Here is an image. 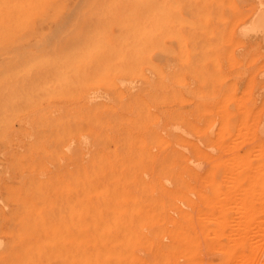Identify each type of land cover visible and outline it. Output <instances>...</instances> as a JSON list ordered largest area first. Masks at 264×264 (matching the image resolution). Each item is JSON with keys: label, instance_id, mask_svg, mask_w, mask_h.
<instances>
[{"label": "rangeland", "instance_id": "374dc122", "mask_svg": "<svg viewBox=\"0 0 264 264\" xmlns=\"http://www.w3.org/2000/svg\"><path fill=\"white\" fill-rule=\"evenodd\" d=\"M77 1L0 0V264H263L264 0Z\"/></svg>", "mask_w": 264, "mask_h": 264}, {"label": "bare ground", "instance_id": "6f19581e", "mask_svg": "<svg viewBox=\"0 0 264 264\" xmlns=\"http://www.w3.org/2000/svg\"><path fill=\"white\" fill-rule=\"evenodd\" d=\"M78 1H79V0H78ZM78 1H77V2H78ZM228 2H229V1H228ZM74 7H75V6H74ZM72 8H73V7H72ZM71 10H72V9H71ZM72 11H73V10H72ZM254 24H255L256 28H261V26H264V9H263L262 7H261L260 9H258V11H257V13H256V15H255V17H254ZM61 25H62V24H61ZM64 25H65V23H64ZM56 30H57V29H56ZM56 30H55V31H56ZM53 31H54V30H53ZM46 35H47V34H46ZM147 35H148V34H147ZM148 36H149V35H148ZM243 36H245V35H243ZM48 38H49V37H48ZM49 41H50V40H49ZM180 44H181V43H180ZM180 46H181V45H180ZM163 47H164V46H163ZM165 48H166V47H165ZM184 57H185V56H184ZM148 73H150V72H148ZM149 76H150V74H149ZM117 80H118V79H117ZM120 80H122V79H120ZM137 80H138V79H137ZM137 80H136V81H137ZM124 81H125V80H124ZM152 82H153V81H152ZM140 83H141V82H140ZM139 85H141V84H139ZM134 86H135V85H134ZM142 86H144V85H142ZM123 88H124V87H123ZM133 88H134V87H133ZM101 91H102V90H101ZM167 91H168V90H167ZM98 94H99V93H98ZM29 96L31 97L32 95H29ZM29 96H28V97H29ZM83 96H84V94H83ZM222 96H223V95H222ZM96 97H97V95H96ZM88 98H89V97H88ZM206 99H207V98H206ZM209 99H210V98H209ZM32 101H33V100H32ZM237 101H238V100H237ZM61 102H62V101H61ZM51 104H52V102H51ZM63 104H64V103H63ZM89 104H90V103H89ZM236 104H237V103H236ZM56 105H57V104H56ZM64 105H65V104H64ZM218 105H219V104H218ZM239 105H240V104H239ZM239 105H238V106H239ZM27 106H28V105H27ZM45 106H47V105H45ZM50 106H52V105H50ZM53 106H54V105H53ZM43 107H44V106H43ZM72 107H73V106H72ZM56 108H57V107H56ZM61 108H62V110L64 109V107H60L59 109H61ZM68 108H69V107H68ZM237 108H238V107H237ZM59 109H57V110H59ZM83 109H84V108H83ZM52 110H53V109H52ZM117 110H118V108H117ZM40 111H41V110H40ZM61 112H63V111H61ZM52 114H54V113H52ZM132 115H133V114H132ZM106 116H108V115H106ZM5 117H6V116H5ZM62 117H64V116H62ZM62 117H61V118H62ZM21 119H22V118H21ZM27 121H28V120H27ZM27 121H26V122H27ZM9 122L11 123V121H9ZM67 122H68V121H67ZM159 123H160V122H159ZM26 125H27V124H26ZM156 125H157V127H158V124H156ZM13 127H15V126H13ZM34 127H35V126H34ZM176 127L179 128V126H174V128H176ZM155 128H156V126H155ZM157 129H158V128H157ZM195 129H197V128H195ZM172 130H173V129H172ZM177 130H178V129H177ZM177 130H176V131H177ZM181 130H182V129H181ZM181 130H180V131H181ZM174 131H175V130H174ZM182 131H183V130H182ZM182 131H181V133H182ZM113 132H114V131H113ZM183 132H184V131H183ZM114 133H115V132H114ZM114 133H113V134H114ZM184 133H185V132H184ZM185 134H186V133H185ZM185 134H184V135H185ZM187 134H189V133H187ZM81 137H82V136H81ZM83 137H85L86 140H87V138H88L87 136H83ZM187 137H188V135H187ZM85 138H84V139H85ZM192 138H193V137H192ZM89 139H90V138H88V140H89ZM18 140H19V139H18ZM81 140H82V138H81ZM86 140H85V141H86ZM88 140L86 141V142H87L86 145L88 144ZM161 140H162V139H161ZM82 141H83V140H82ZM82 141H79V142L82 143ZM18 142H19V141H18ZM166 143L168 144L167 141H166ZM18 145H19V144H18ZM83 145H84V144H83ZM86 145H85V146H86ZM93 146H94V145H93ZM96 146H97V145H96ZM170 146H171V145H170ZM170 146H169V147H170ZM175 146H177V145H175ZM3 147H4V146H3ZM17 147H18V146H17ZM67 147H69V145H68ZM10 148H12V147H10ZM18 148H19V147H18ZM92 148H93V147H92ZM180 148H182V147H180ZM184 149H185V148H184ZM8 150H9V149H8ZM83 150H86V149H83ZM67 151H68V149H67ZM73 151H75V148H74ZM116 151H117V150H116ZM120 151H121V150H120ZM186 151H187V150H186ZM5 152H6V151H4V154H2V157H5V156H3V155H5ZM69 152H70V150H69ZM213 152H214V151H213ZM86 153H88V152L86 151ZM71 154H72V152H71ZM188 154H189V153H188ZM252 154H253V153H252ZM253 155H254V154H253ZM83 156H84V155H83ZM236 156H237V155H236ZM254 156H256V155H254ZM231 157H232V156H231ZM233 157H234V156H233ZM237 157H238V156H237ZM251 157H252V156H251ZM83 158H84V157H83ZM191 159H192V158H191ZM236 160H237V159H236ZM45 161H46V160H45ZM60 161H61V160H60ZM190 161H191V160H190ZM228 161H229V160H228ZM6 163H7V162H6ZM211 163H212V162H211ZM221 163H222V161H221ZM228 163H229V162H228ZM191 164H192V163H191ZM225 164H226V163H225ZM229 164H231V163H229ZM234 164H235V163H234ZM51 166H52V165H51ZM200 166H202V165H200ZM234 166H235V165H234ZM243 166H244V165H243ZM237 167H238V166H237ZM234 168H235V167H234ZM7 169H8V168H7ZM196 169H197V168H196ZM199 169H200V168H199ZM199 169H198V170H199ZM227 169H229V168H227ZM236 169H238V168H236ZM238 170H239V169H238ZM238 170H237V171H238ZM145 174H146V173H145ZM194 175H195V173H194ZM7 176H8V175H7ZM145 176H146V175H145ZM231 176H232V175H231ZM196 177H198V176L196 175ZM232 177H233V176H232ZM0 178H1V177H0ZM77 178H78V176L76 177V179H77ZM79 178H80V177H79ZM109 178H110V177H109ZM113 179H114V177H113ZM197 179H198V178H197ZM205 179H206V178H205ZM119 180L121 181V179H119ZM142 180H143V179H142ZM200 180H204V179H201V178H200ZM192 181H193V180H192ZM206 181H207V180H206ZM76 182H77V180H76ZM79 182H80V181H79ZM83 182H84V181H83ZM143 182H144V181H143ZM164 182H165V181H164ZM197 182H198V181H197ZM197 182H196V183H197ZM237 182H238V181H237ZM253 182H254V181H253ZM92 183H93V182H92ZM234 183H235V182H234ZM78 184H79V183H78ZM144 184H145V183H144ZM232 184H233V183H232ZM85 185H88V184H85ZM234 185H235V184H234ZM86 187H87V186H86ZM88 187H89V186H88ZM233 187H234V186H233ZM233 187H232V188H233ZM47 188H48V187H47ZM59 189H60V188H59ZM147 189H148V188H147ZM151 189H152V187H151ZM246 190H247V189H246ZM150 191H151V190H150ZM225 191H227V190H225ZM225 191H224V192H225ZM236 191H237V190H236ZM60 192H61V190H60ZM232 192H233V191L231 190V193H232ZM240 192H242L241 195H242V194L245 195V194L243 193V189H242ZM72 193H73V192H72ZM221 193H222V192H221ZM225 193H226V192H225ZM251 193H252V192H251ZM251 193H250V194H251ZM192 195H193V194H192ZM199 195H200V194H199ZM200 196H201V195H200ZM222 196L224 197V195H222ZM234 196H235V195H233V197H234ZM257 196H258V195H257ZM219 197H221V196H219ZM237 197H238V196H237ZM82 198H83V197H82ZM216 198H217V197H216ZM221 198H222V197H221ZM225 198H227V197H224V199H225ZM228 198H229V197H228ZM240 199H241V198H239V201H240ZM216 200H217V199H216ZM236 200H237V199H236ZM242 200H244V199H242ZM254 200H256V199H254ZM0 201H1V200H0ZM1 202H2V201H1ZM211 202H212V201H211ZM259 202H260V201H259ZM204 203H205V202H204ZM204 203H203V204H204ZM213 203H214V202H213ZM207 204H208V203H207ZM209 204H210V203H209ZM217 204H218V203H216V205H217ZM231 204H233V203H231ZM237 204H238V203H237ZM248 204H249V203H248ZM205 205H206V204H205ZM214 205H215V204H214ZM222 205H223L224 207H226V206H228L229 204H228V205H224V204H222ZM235 205H236V204H235ZM240 205H241V203H240ZM3 206H4V205H3ZM217 206H218V205H217ZM223 206H222V207H223ZM237 206H238V205H236V207H237ZM206 207H207V205H206ZM236 207H235V208H236ZM15 208H16V207H15ZM237 208H239V206H238ZM251 208H252V206H251ZM98 209L100 210L99 207H98ZM218 209H219V208H218ZM218 209H217V210H218ZM244 209H245V208H244ZM258 209H259V208H258ZM234 210H235V209H234ZM236 210H237V209H236ZM236 210H235V211H236ZM239 210L242 211L241 209H239ZM118 211H119V210H118ZM217 212H218V211H217ZM244 212H245V211H244ZM241 213H243V212H241ZM209 215H210V214H209ZM238 215H239V214H238ZM240 215H242V214H240ZM233 216H234V215H233ZM235 216H237V215H235ZM235 216H234V217H235ZM197 217H198V215H197ZM199 217H200L203 221H204V219L206 220V218H205L204 216H203V217H202V216H199ZM237 217H238V216H237ZM240 217H242V216H240ZM16 219H17V218H16ZM89 219H90V218H89ZM231 219H232V218H231ZM231 219L229 218V220H231ZM239 219H240V220H243V219H241V218H239ZM239 219H238V220H239ZM261 219L263 220V218H261ZM235 220H236V219H234L233 221H235ZM247 220H248V219H247ZM213 221H214V220H213ZM215 221H216V220H215ZM221 221H222V220H221ZM263 221H264V220H263ZM205 222H206V221H205ZM218 222H220V219H219ZM235 222H237V220H236ZM235 222H234V223H235ZM243 222H244V221H243ZM240 223H241V222H240ZM175 224H176V222H175ZM217 224H218V223H217ZM227 224H229L228 227H231V226H230V223H227ZM235 224H236V223H235ZM235 224H234V225H235ZM137 225H138V223H137ZM139 225H140V223H139ZM139 225H138V226H139ZM176 225H177V224H176ZM257 225H258V224H257ZM238 226H239V225H238ZM248 226H249V225H248ZM232 227H233V226H232ZM234 227H235V226H234ZM240 227H241V225H240ZM240 227H238V228H240ZM242 227H243V226H242ZM253 227H254V226H253ZM255 227H256V226H255ZM261 227H262V226H261ZM87 228H88V227H87ZM97 228H98V227H97ZM174 228H175V227H174ZM243 228H245V227H243ZM243 228H241L240 230H243ZM250 228H251V226H250ZM69 229H70V228H69ZM245 229H246V228H245ZM235 230H236V229H235ZM235 230H233L234 233H235ZM21 231H23V230H21ZM97 231H98V230H97ZM174 231H175V229H174ZM253 231H254V230H253ZM111 232H112V231H111ZM182 233H184V232H182ZM185 233H186V232H185ZM251 233H254V232L251 231ZM258 233H259V232H258ZM27 234H28V233H27ZM74 234H75V233H74ZM186 234H187V233H186ZM232 234H233V233H232ZM242 234H243V232H242ZM183 235H185V234H183ZM206 235H207V234H206ZM210 235H212V234H210ZM237 235H239V234H237ZM237 235L234 234V235H232V236L235 237V236H237ZM188 236H189V235H188ZM212 236H214V234H213ZM241 236H242V235H241ZM245 236H246V234H245ZM98 237H99V236H98ZM207 237H208V236H207ZM225 237H228V236H225ZM237 237H238V236H237ZM189 238H190V237H189ZM228 238H230V237H228ZM235 238H236V237H235ZM31 239H32V238H31ZM104 239H105V238H104ZM256 239H257V238H256ZM110 240H111V239H110ZM251 240H252V239H251ZM185 241H186V240H185ZM230 242L233 243V241H230ZM230 242H229V243H230ZM248 242H249V241H248ZM250 242H252V241H250ZM260 242H261V241H260ZM190 243H192V242H190ZM186 244H187V243H186ZM256 244L258 245V243H256ZM256 244H255V245H256ZM261 244H263V242L260 243L259 245H261ZM251 245H252V244H251ZM1 246H2V245H1ZM190 246H191V244H190ZM190 246H188V247H190ZM252 246H253V245H252ZM2 247H3V246H2ZM186 247H187V245H186ZM186 247H185V248H186ZM259 247H260V246H259ZM0 248H1V247H0ZM262 248H263V247H262ZM1 249H3V248H1ZM182 249H183V248H182ZM187 250H188V249H187ZM261 250H263V249H261ZM183 251H184V249H183ZM257 251H258V249H257L256 252H255L256 254H257ZM7 255H8V254H7ZM182 255H183V252H182ZM254 255H255V254H254ZM254 255H253V258L255 257ZM10 256H11V255H10ZM211 256H212V255H211ZM251 256H252V255H251ZM256 256H257V255H256ZM260 256H261V255H260ZM260 256H259V257H260ZM0 257H2V255H1ZM261 257H262V256H261ZM261 257H260V258H261ZM4 258H6V257H4ZM11 258H12V257H11ZM253 258H252V260H254ZM256 258H258V257H256ZM1 259H3V257H2ZM20 259H21V258H20ZM236 259H239V257H237ZM261 259L263 260V257H262ZM12 260H14V259H12ZM240 260H241V259H240ZM256 260L259 261L258 259H256ZM0 261H1V260H0ZM3 261H5V260L3 259ZM15 261H16V260H15ZM241 261H242V260H241ZM247 261H248V260H247ZM244 262H245V260H244ZM9 263H10V262H9ZM11 263H13V262H11ZM16 263H17V262H16ZM237 263H239V262H237ZM237 263H236V264H237ZM252 263H253V262H251V264H252ZM239 264H241V262H240ZM245 264H247V262H246ZM255 264H256V262H255ZM257 264H258V262H257ZM259 264H261V263H259ZM263 264H264V262H263Z\"/></svg>", "mask_w": 264, "mask_h": 264}]
</instances>
